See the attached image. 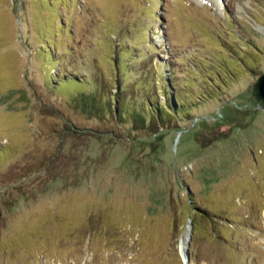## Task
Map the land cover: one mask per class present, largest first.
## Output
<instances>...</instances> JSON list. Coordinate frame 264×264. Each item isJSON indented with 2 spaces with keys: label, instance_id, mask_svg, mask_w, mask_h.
Masks as SVG:
<instances>
[{
  "label": "rangeland",
  "instance_id": "374dc122",
  "mask_svg": "<svg viewBox=\"0 0 264 264\" xmlns=\"http://www.w3.org/2000/svg\"><path fill=\"white\" fill-rule=\"evenodd\" d=\"M263 73L264 0H0V264H264Z\"/></svg>",
  "mask_w": 264,
  "mask_h": 264
},
{
  "label": "trees",
  "instance_id": "16d2710c",
  "mask_svg": "<svg viewBox=\"0 0 264 264\" xmlns=\"http://www.w3.org/2000/svg\"><path fill=\"white\" fill-rule=\"evenodd\" d=\"M45 52V58H46V62L49 64H52V69L55 65V61L54 59L51 58V53L47 54V50L44 51ZM43 52V53H44ZM153 62V60H152ZM54 64V65H53ZM159 65V64H157ZM160 67V66H157ZM51 69V68H50ZM121 69L119 66H116V73L117 75L120 76V74H122L126 68H124L123 72H121ZM162 73V72H161ZM58 74L57 72H55L52 75H49V77L47 76L46 78V86L49 87V89H51L52 91L55 90V88L59 85H65L66 81L68 82V80L73 81L72 83L75 84L73 87L76 88V86L82 85L83 82L82 80L78 79L77 77L70 75H64L63 79H61L60 77H57ZM159 77H157V80H155V82L157 84H159V86L157 87L158 90H160L162 96H165V99L160 101V102H155L156 104L153 105V103H150V101L152 100H146L144 101L142 104H136L134 105L133 99H128V101H124L122 100L121 103L117 102V98L116 96L114 98L105 96V98L103 99H99L100 98V92L98 91H91V94H87L86 92H77L74 93L73 95L71 94L70 99H69V103L71 102L73 106H76L78 103L80 104V107L78 109H81L82 112H84L85 114H90L92 117H97L99 116V114L101 115H105L110 111V108L113 107L114 108V113L117 114L119 117L121 118H125L127 119L126 114H124L125 112L128 111H135V115H133V119H131V121L133 122V124H140V125H144V122L146 120H148L149 122H151L150 124H154V123H161L162 121H164L167 118L171 117L169 114H174V111H176V102L178 98H175L174 94H173V85L170 83V77H164L163 74L158 75ZM111 98V99H110ZM154 101V100H153ZM137 110V111H136ZM164 111V115L165 117L162 118L160 114H162ZM171 114V115H172ZM168 115V117H167ZM147 123V121H146ZM155 133V132H154ZM188 264V263H187Z\"/></svg>",
  "mask_w": 264,
  "mask_h": 264
},
{
  "label": "water",
  "instance_id": "95a60500",
  "mask_svg": "<svg viewBox=\"0 0 264 264\" xmlns=\"http://www.w3.org/2000/svg\"><path fill=\"white\" fill-rule=\"evenodd\" d=\"M257 80L258 81L253 85L250 93L256 102V106L260 109H264V73L261 74Z\"/></svg>",
  "mask_w": 264,
  "mask_h": 264
},
{
  "label": "bare ground",
  "instance_id": "6f19581e",
  "mask_svg": "<svg viewBox=\"0 0 264 264\" xmlns=\"http://www.w3.org/2000/svg\"><path fill=\"white\" fill-rule=\"evenodd\" d=\"M187 237H188V230L185 231L182 239H181V248L182 250L184 249L185 245H186V240H187Z\"/></svg>",
  "mask_w": 264,
  "mask_h": 264
}]
</instances>
